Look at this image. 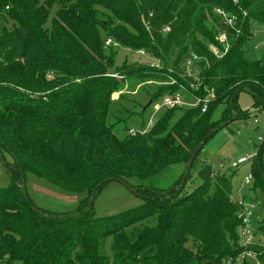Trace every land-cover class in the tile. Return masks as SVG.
<instances>
[{"label":"trees","instance_id":"1","mask_svg":"<svg viewBox=\"0 0 264 264\" xmlns=\"http://www.w3.org/2000/svg\"><path fill=\"white\" fill-rule=\"evenodd\" d=\"M252 24L264 27V0H0V150L10 157L0 153L10 179L0 188V264H264V219L256 228L261 239L243 244L244 208L230 177L211 172L202 182L193 169L222 123L248 118L236 102L240 92L264 111V61L243 50ZM104 39L157 65L115 66ZM126 80L157 83L147 93L151 104L178 91L212 97L204 112L202 104L163 109L148 129L141 123L119 138L107 117ZM199 143L183 183L182 172L165 189L152 185L171 166H185ZM263 149L264 142L250 172L252 188L264 195ZM25 173L83 199L66 214L33 211ZM113 178L142 203L96 218L93 199Z\"/></svg>","mask_w":264,"mask_h":264},{"label":"rangeland","instance_id":"2","mask_svg":"<svg viewBox=\"0 0 264 264\" xmlns=\"http://www.w3.org/2000/svg\"><path fill=\"white\" fill-rule=\"evenodd\" d=\"M56 7L53 5L45 22V27L49 28L51 18ZM7 27L10 26L6 24ZM106 41V39H104ZM264 33L262 28L252 24L251 34L243 46L244 55L249 60L264 61ZM105 45V44H104ZM111 45V44H109ZM113 64L119 66L123 63L142 64L145 66H156L157 60L149 55H139L137 52H130L128 49L112 43ZM112 77H119L118 74H111ZM131 81H124L118 92L111 96V106L107 117V123L114 124V132L117 137L122 138L126 129H139V125L144 123L146 129L152 126L157 116L163 111L155 110L151 104L142 119L136 117L138 113L149 101L147 93L152 92L159 86L157 83L148 82L129 87ZM236 102L240 111L248 115L247 119H237L231 123L218 128L213 135L206 141L198 153L194 162L193 169L210 166L213 174L225 175L230 177L232 196L236 203L241 204L244 209L250 213L249 229L250 238L253 241L261 239L256 231L257 225L264 219V195L259 190H254L253 178L251 175V160L238 165L237 169L230 168L232 162L239 158L247 159L254 156L264 142V111H258L252 108L253 99L250 94L240 92L237 95ZM156 104V103H155ZM223 108L220 106L215 109L212 119L218 120ZM132 113V114H130ZM5 162L10 161V157L0 150ZM261 160L264 166V149L261 153ZM184 171V166L176 164L170 167L169 172L163 176L154 179L151 183L156 188L165 189L174 179ZM193 172V170L191 171ZM251 179L246 183L245 178ZM24 192L32 208L45 212L57 214H66L75 211L82 194L62 191L46 180L38 178L30 173L24 175ZM10 184L3 162L0 159V188H6ZM192 186V185H191ZM141 199L134 192H131L122 184L111 181L103 185L98 191L92 203V211L96 218L117 217L120 214L133 210L140 206ZM103 253L106 256L111 255L110 239L105 241ZM247 261L253 262L251 257Z\"/></svg>","mask_w":264,"mask_h":264},{"label":"built area","instance_id":"3","mask_svg":"<svg viewBox=\"0 0 264 264\" xmlns=\"http://www.w3.org/2000/svg\"><path fill=\"white\" fill-rule=\"evenodd\" d=\"M233 3H236V0H232ZM217 14L222 15L224 18L226 24L232 25V19L226 18L219 10L215 11ZM262 31L264 33V27L262 28ZM220 42H225V38L223 36L219 37ZM111 44V41L108 39L105 41V45ZM262 45L264 46V41L262 42ZM211 51L216 54V51L211 48ZM139 55H144L145 53L143 51H137ZM189 65V63H188ZM195 90V89H194ZM182 92L178 91L174 94L170 95H165L161 98L160 102L153 104L156 108L155 110H163V109H172V108H177L181 107L184 109L187 108H195L199 104H202L201 112H204L206 110V105L209 101V99L212 97L211 92L202 100L192 97L191 95H188V98H186ZM253 156H249L247 159L245 158H239L236 162H232L230 165V168L236 169L238 165L245 163L246 161H250ZM251 179L250 176H247L245 178L246 183ZM249 217L250 213L247 209H243V213L241 215V227H240V238L243 240V244L248 243L251 238H250V229H249ZM247 256L252 257V255L247 254Z\"/></svg>","mask_w":264,"mask_h":264},{"label":"water","instance_id":"4","mask_svg":"<svg viewBox=\"0 0 264 264\" xmlns=\"http://www.w3.org/2000/svg\"><path fill=\"white\" fill-rule=\"evenodd\" d=\"M150 105H151V102L148 101L147 104L142 108V111L146 110ZM221 125L223 126V125H225V123H222ZM200 144L201 143H199L195 147V149L192 151V153L190 154V156H189V158L187 160V163L184 166L183 176H182V180H181L182 183L185 181V179H186V177L188 175L189 167H190L195 155L197 154V152L199 150ZM211 171H212V168L210 166H207V167H204V168L200 169L199 171H197L196 176H197L198 179H200V181L205 182L211 177ZM107 180H112V179H107ZM113 180L118 182V183H120V184H122L124 187H126L131 192H134V189L132 187H130L129 185H127L125 182L121 181L120 179L113 178ZM32 210L33 211H37L34 208H32Z\"/></svg>","mask_w":264,"mask_h":264}]
</instances>
